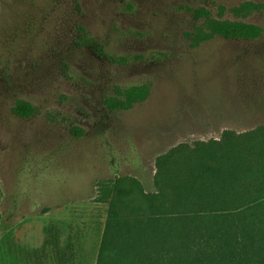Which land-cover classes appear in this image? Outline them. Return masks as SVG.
I'll return each mask as SVG.
<instances>
[{
    "label": "rangeland",
    "instance_id": "rangeland-1",
    "mask_svg": "<svg viewBox=\"0 0 264 264\" xmlns=\"http://www.w3.org/2000/svg\"><path fill=\"white\" fill-rule=\"evenodd\" d=\"M246 3L264 0H0V264H56L33 255L52 226L71 264H97L115 199L103 189L131 178L156 194L159 157L264 126V10L236 17ZM200 8L261 36L195 48ZM143 86L145 102L107 109ZM127 198L117 211L135 222L143 203Z\"/></svg>",
    "mask_w": 264,
    "mask_h": 264
},
{
    "label": "trees",
    "instance_id": "trees-1",
    "mask_svg": "<svg viewBox=\"0 0 264 264\" xmlns=\"http://www.w3.org/2000/svg\"><path fill=\"white\" fill-rule=\"evenodd\" d=\"M262 10L264 5L246 3L233 13L241 18ZM193 16L199 25L188 39L195 48L215 38L261 36L259 27L224 19L223 13L216 18L200 8ZM149 96L144 86L119 88L105 104L110 111H127ZM14 113L28 118L35 108L20 101ZM129 182L133 187L127 191ZM155 185L152 195L131 178L118 179L112 192L103 189L102 199L112 193L120 204L124 196L134 204L138 192L143 205L128 209L138 211L134 222L111 202L97 264H264V126L245 134L225 132L220 141L195 149L175 148L158 158ZM57 231L47 229L43 253L53 249L63 264L69 254L60 248Z\"/></svg>",
    "mask_w": 264,
    "mask_h": 264
},
{
    "label": "crops",
    "instance_id": "crops-1",
    "mask_svg": "<svg viewBox=\"0 0 264 264\" xmlns=\"http://www.w3.org/2000/svg\"><path fill=\"white\" fill-rule=\"evenodd\" d=\"M58 230V229H57ZM57 236H58V238H59V246H60V248L61 249H63L62 251L63 252H65L66 250H67V253L69 254V256H68V260L67 261H65V262H63V264H71L70 262H72L73 261V258H74V252H73V245H72V243H67L64 247H62L63 246V243H62V241H61V236H60V234H59V231H57ZM103 239V238H102ZM46 241H47V237H46V239H45V241H44V244H43V246L41 247V249L39 250V253L42 255V257L44 256V257H46V254H47V250H49L50 248H47L46 249V252L45 253H43V248H44V246H45V243H46ZM69 248V249H68ZM51 251H53V249H51ZM54 253H55V251H53ZM39 262H40V259H39ZM55 262H56V264H60L59 262L60 261H58V260H56V255H55Z\"/></svg>",
    "mask_w": 264,
    "mask_h": 264
}]
</instances>
